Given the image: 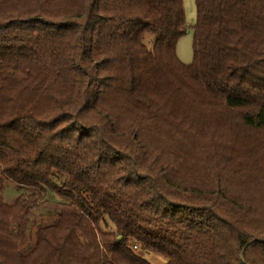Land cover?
I'll use <instances>...</instances> for the list:
<instances>
[{"label": "trees", "instance_id": "1", "mask_svg": "<svg viewBox=\"0 0 264 264\" xmlns=\"http://www.w3.org/2000/svg\"><path fill=\"white\" fill-rule=\"evenodd\" d=\"M194 1L0 0V264H264V0Z\"/></svg>", "mask_w": 264, "mask_h": 264}, {"label": "rangeland", "instance_id": "2", "mask_svg": "<svg viewBox=\"0 0 264 264\" xmlns=\"http://www.w3.org/2000/svg\"><path fill=\"white\" fill-rule=\"evenodd\" d=\"M183 7L185 12V21L188 27V31L178 40L176 53L179 60L184 64H190L193 61V50H192V43H193V26L196 22V7L194 0H182ZM250 141V139H249ZM27 189L20 188L15 184L9 183L6 184L4 187V191L2 193L3 199L7 204H13L16 199L24 193H28L26 196H31L33 199H36L39 203V207L36 208L31 216L30 220V229L27 234V238L22 245L23 251H27L31 248L34 238L35 232L38 226L50 224L55 221L56 219V212L51 207L52 204L59 202V198L57 196H47L45 194L36 193L33 195L34 192H26ZM32 194V195H30ZM109 229L114 231V227L112 224H109ZM138 250L139 247H138ZM137 250V251H138ZM139 253H143L138 251ZM148 261L152 264H165L166 259L162 258L156 254H144Z\"/></svg>", "mask_w": 264, "mask_h": 264}, {"label": "built area", "instance_id": "3", "mask_svg": "<svg viewBox=\"0 0 264 264\" xmlns=\"http://www.w3.org/2000/svg\"><path fill=\"white\" fill-rule=\"evenodd\" d=\"M134 249L138 250V247L137 246H134Z\"/></svg>", "mask_w": 264, "mask_h": 264}]
</instances>
